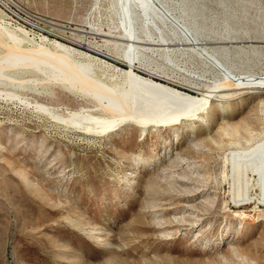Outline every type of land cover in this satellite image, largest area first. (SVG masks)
<instances>
[{"label": "rangeland", "instance_id": "rangeland-1", "mask_svg": "<svg viewBox=\"0 0 264 264\" xmlns=\"http://www.w3.org/2000/svg\"><path fill=\"white\" fill-rule=\"evenodd\" d=\"M167 1L208 47L229 48L216 54L235 72L264 78L263 44L246 42L264 40V0ZM114 2L0 0V264H264L259 176L231 165L233 151L264 140V94L227 96L171 129L89 133L64 119L93 97L90 86L25 55H66L60 43L93 56L107 81L127 66L89 46L114 50L99 32L125 33ZM135 54L181 80H220L189 50Z\"/></svg>", "mask_w": 264, "mask_h": 264}, {"label": "bare ground", "instance_id": "bare-ground-1", "mask_svg": "<svg viewBox=\"0 0 264 264\" xmlns=\"http://www.w3.org/2000/svg\"><path fill=\"white\" fill-rule=\"evenodd\" d=\"M114 4L125 33L113 36L99 32V35L104 38L108 37L113 40L114 50L103 51L100 48L89 46L92 51L127 66V69L121 70L117 67L118 70L107 81L104 80L105 75L99 76L96 70L98 64L93 63V56L86 58V53H79V55H85V58H76L77 56L72 55L75 53L74 50L60 43H56V46L65 51L66 55L25 54L33 58H40L39 60L46 58L50 61L48 65L59 70L61 75H69L68 80L71 79L75 83L77 79H80L90 86L89 89L87 88L89 94H84L93 97H87L85 103L75 110L70 118L64 119L68 125L81 129L83 132L102 133L103 135L117 133L125 127H132L143 133L149 129H171L196 120L200 122L209 109L221 107L223 99L227 96L249 93L264 94V78L235 72L216 54V51H222L227 58L226 54L229 48L222 45L208 47V43L199 38L197 28L192 26L187 18L177 17L172 12L167 0H115ZM136 16L143 19L145 30L150 27L157 30L159 39L156 37L154 39L150 33L146 34V39L142 38L136 32L135 26L139 27L135 23ZM167 29L172 31L176 41L164 34V30ZM106 41L109 44V40ZM246 42L254 50L259 47L254 43H262L264 47V40H248ZM235 43H239V41L232 38L227 41H213L212 44ZM177 45L186 47L175 48L174 46ZM237 47L232 48L238 50ZM178 49L189 50L206 60L220 75V80H217L214 86L181 80L174 73L170 74L162 67L153 66V63L151 64L135 54L140 51H162L167 54L168 59V56ZM112 69L114 70V68ZM65 79L64 81H67ZM75 90L77 91V89ZM261 104L264 106V99L261 100ZM242 161L246 162L245 170L251 168L252 172L259 176V186L264 200V140L251 148L232 152V169L237 172L241 171L240 162ZM242 200L244 202L245 199L242 198ZM246 200L252 201L250 198Z\"/></svg>", "mask_w": 264, "mask_h": 264}]
</instances>
